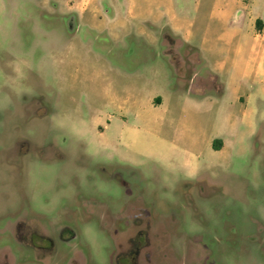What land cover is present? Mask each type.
<instances>
[{
  "label": "rangeland",
  "instance_id": "rangeland-1",
  "mask_svg": "<svg viewBox=\"0 0 264 264\" xmlns=\"http://www.w3.org/2000/svg\"><path fill=\"white\" fill-rule=\"evenodd\" d=\"M203 4L0 0V264H264V109L216 152L225 105L163 52Z\"/></svg>",
  "mask_w": 264,
  "mask_h": 264
},
{
  "label": "crops",
  "instance_id": "crops-1",
  "mask_svg": "<svg viewBox=\"0 0 264 264\" xmlns=\"http://www.w3.org/2000/svg\"><path fill=\"white\" fill-rule=\"evenodd\" d=\"M123 1L133 3V0ZM208 1L204 0L200 11L186 19L184 25L179 23L176 13L168 9L166 25L174 33L184 31V37H172L165 32L162 44L164 55L176 75L182 77L188 67H192L188 90L190 97L198 102L211 99L212 106L217 109L225 105L227 113L224 122L209 140L212 146L213 140L219 139L220 148L215 151L221 152L228 142H234L237 128L253 124L251 118L264 109V0H227L223 3L212 18L221 33L211 41L207 38L209 19L204 18ZM86 7L72 5L68 11L81 14ZM95 9L96 13L102 10L100 7ZM134 10L133 6H128L125 13L131 14ZM157 12L161 19L163 11L158 8ZM127 26L129 20L124 19L115 27ZM211 62L209 67L207 64ZM203 65L205 73L199 70ZM166 101V97L155 95L146 104L148 108H160ZM140 115L139 111L134 113L137 119Z\"/></svg>",
  "mask_w": 264,
  "mask_h": 264
},
{
  "label": "trees",
  "instance_id": "trees-1",
  "mask_svg": "<svg viewBox=\"0 0 264 264\" xmlns=\"http://www.w3.org/2000/svg\"><path fill=\"white\" fill-rule=\"evenodd\" d=\"M212 148L214 150H218L220 148V140L219 139H215L212 142Z\"/></svg>",
  "mask_w": 264,
  "mask_h": 264
}]
</instances>
